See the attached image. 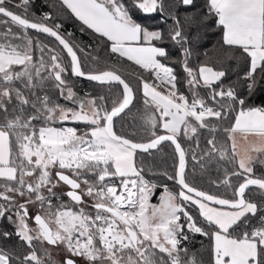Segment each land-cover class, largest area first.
Masks as SVG:
<instances>
[{"label": "snow or ice", "instance_id": "snow-or-ice-1", "mask_svg": "<svg viewBox=\"0 0 264 264\" xmlns=\"http://www.w3.org/2000/svg\"><path fill=\"white\" fill-rule=\"evenodd\" d=\"M30 3L15 4L20 14L13 0H0V218L14 228L0 238L14 235L21 249L0 246V264H61L48 246L60 249L62 264H204L184 245L189 234L209 239L207 264H264V174L253 167L264 157V107H246L235 86L243 80L251 94L264 81V0H204L201 9L196 0H60L55 16L29 18ZM137 11L159 15L167 28L137 22ZM62 14L79 21L81 32L91 30L109 57L132 62L147 78L135 73L134 86L115 64L102 69L92 45L63 32ZM210 18L222 30L221 46L247 65L237 82L224 84L223 63H191L192 43ZM29 30L54 40L45 43ZM166 42L180 51L187 95ZM78 78L107 91L80 95ZM137 99L139 124L118 133L116 120ZM69 121L83 128L62 126ZM249 134L259 143L239 148L236 137ZM166 141L174 146V166L162 175L178 190L163 185L152 204L157 184L145 177L152 170L146 161ZM213 166L209 183L217 191L210 193L195 176ZM61 182L69 190L58 193ZM85 197L92 212L82 206Z\"/></svg>", "mask_w": 264, "mask_h": 264}, {"label": "trees", "instance_id": "trees-1", "mask_svg": "<svg viewBox=\"0 0 264 264\" xmlns=\"http://www.w3.org/2000/svg\"><path fill=\"white\" fill-rule=\"evenodd\" d=\"M15 2L20 0H13ZM204 5V0H196V8L201 9ZM29 9L34 12L39 11H47L52 13L53 16L56 15L58 11L61 9L60 1L59 0H31L29 5ZM12 10L23 14V12L17 10L12 6ZM181 15H183V10H181ZM3 17H0L2 19ZM30 18V17H29ZM134 18L137 22L145 26H157L161 29H166L167 24L160 23V17L157 14H142L140 12L134 13ZM58 22L62 24V30L64 33L71 32L73 33V38L77 41L83 43L84 45H92L93 48L96 49L95 52L92 53L94 56H98L101 60V68L107 66H111L115 64L116 69L119 70V74H121L126 80H129L134 86L137 81L133 78V75L139 72L141 75L147 78V73H144L142 69H139V66L134 65L130 61H117L114 57H109L107 55V49L102 45L99 44L98 41L95 40V34L92 33L91 30H86L84 32L80 31V22L77 21L74 17L70 16V14H62L58 17ZM171 23V21H169ZM0 30H4L0 28ZM16 30V29H14ZM192 32H195L196 29H192ZM200 38L198 41H194L192 43V50L193 55L191 58V63L193 66H196L199 62L208 63L211 66H215L217 68L220 67V64L223 63L228 68L227 77L224 79V84L228 85L231 82H237L238 77H242L244 72L247 70V65L244 63L243 59L239 58V53L234 52L233 50L229 49L227 46L222 47V30L221 28L217 27L214 21L210 18L209 22L206 26L199 29ZM29 33L33 36H38L42 41L45 43H51L54 39L47 37L45 35L33 32L29 30ZM164 46L167 48L171 57H173L177 62L170 63L175 71L178 74V77L181 78V82L178 84V88L181 91H184L187 95V88L183 83L184 73L181 67V64L178 62L180 58V51L177 47H175L171 42H166ZM230 55H234L237 57L236 59H229ZM259 78V77H258ZM245 82L243 80H239L235 84L236 90L238 94L246 99V107L253 106V107H264V81H262L259 86L249 94L246 87L244 86ZM75 90L80 94L83 95L85 92L91 93L92 95H99L106 93V87H101L100 85L84 80L82 78L77 79L76 88ZM60 103H65L62 99L59 101ZM143 109L142 99H137L132 106L131 111L127 112L124 116V119H117L116 120V131L118 133H122L121 126L123 125V133L130 132L131 128L129 125L132 124H139V120L133 119L134 116L137 115L138 110ZM68 125L71 127L83 128L82 124H77L74 122H65L63 124ZM224 126H228L225 124ZM122 133V134H123ZM158 134H164L162 129H158ZM205 137H208V133L205 131ZM220 139H226L223 130L219 131ZM229 148H230V141H228ZM184 147H188L187 143L183 144ZM155 152V159L153 160L152 157H147L148 163L152 164V170L150 172H145L146 179L152 180L157 184V188L154 189L153 195L151 200L157 202L159 199L160 194L163 192V185L167 184L170 190H178L174 186L173 181L167 180V178L162 175L164 172L172 174L173 172V146L170 145V142H164L162 147H160L159 151L153 150ZM253 155H259L258 153H253ZM264 157L258 159L254 162V173L255 175L259 176L264 174ZM188 172H192L191 163L188 167ZM210 177L212 179L216 178V169L213 166L212 170L203 176L201 179V174L199 172L196 173L195 176V184L197 187L207 190L210 193H215L217 191L216 186L209 183ZM189 179L191 180L192 177L190 175ZM221 194H224L225 190L223 188L219 189ZM230 195V194H229ZM62 200L65 203L69 202V198L66 195L62 196ZM92 202V201H91ZM55 203V201H54ZM93 211V209H92ZM90 210V212H92ZM9 231L14 232L13 226L7 221L6 218H0V232ZM190 239L184 242V245L190 250V252H196L199 254V257L203 259L204 264H207L209 255H208V246H209V239L207 237L201 236L199 234H189ZM0 246H4L8 249L15 248L17 251H21L19 246L18 238L14 235L11 238L6 240L0 238Z\"/></svg>", "mask_w": 264, "mask_h": 264}, {"label": "rangeland", "instance_id": "rangeland-1", "mask_svg": "<svg viewBox=\"0 0 264 264\" xmlns=\"http://www.w3.org/2000/svg\"><path fill=\"white\" fill-rule=\"evenodd\" d=\"M18 3V2H13V7H15V4ZM17 10L23 12V9L22 8H16ZM29 17H31V13L29 12ZM63 126V125H62ZM64 127H71V126H68V125H64ZM237 140V145L239 148H244V147H250L251 145L253 144H258L259 143V140L258 139H254L252 136H247V138L245 137H237L236 138ZM231 143V141H230ZM68 189V186L66 185H62V182H61V185H59L57 188H56V191L59 193V192H66ZM161 195V194H160ZM160 197V196H159ZM85 201H86V205H82V206H86L87 210H91L92 211V208H91V200L90 198L88 197H85L84 198ZM150 203L152 204H156V203H159V199L157 202H154L150 199ZM38 210V206H32L30 207L29 211H30V215H34L36 213V211ZM30 223L34 224V221H30ZM49 247V250L51 252V255L53 257L54 260L58 261V262H61L62 264V260H63V253L60 251V249L56 248V247H53V246H48ZM78 264H85V262L80 259L78 261Z\"/></svg>", "mask_w": 264, "mask_h": 264}, {"label": "built area", "instance_id": "built-area-1", "mask_svg": "<svg viewBox=\"0 0 264 264\" xmlns=\"http://www.w3.org/2000/svg\"><path fill=\"white\" fill-rule=\"evenodd\" d=\"M14 2V1H13ZM18 3L20 2V1H17ZM18 3H16V4H18ZM29 12L30 13H32V12H34V11H32V10H30L29 9ZM44 12H47V11H39V12H34L37 16H39V15H41L42 13H44Z\"/></svg>", "mask_w": 264, "mask_h": 264}, {"label": "crops", "instance_id": "crops-1", "mask_svg": "<svg viewBox=\"0 0 264 264\" xmlns=\"http://www.w3.org/2000/svg\"><path fill=\"white\" fill-rule=\"evenodd\" d=\"M60 1V0H59ZM164 132V131H163ZM249 136H252L254 139H258L256 136H254V135H252V134H249ZM237 137H240L239 135L237 136ZM236 137V138H237ZM230 145H231V143H230Z\"/></svg>", "mask_w": 264, "mask_h": 264}, {"label": "water", "instance_id": "water-1", "mask_svg": "<svg viewBox=\"0 0 264 264\" xmlns=\"http://www.w3.org/2000/svg\"><path fill=\"white\" fill-rule=\"evenodd\" d=\"M31 31H33V32H35V30H31ZM40 34V33H39ZM42 35H45L46 36V34H42ZM51 38V37H50ZM52 39H54V38H52ZM83 79V78H82ZM84 80H86V79H84ZM88 81V80H87ZM91 82V81H90ZM95 83V82H94ZM165 134V133H164ZM167 142V141H166ZM164 143V142H163ZM174 147V146H173Z\"/></svg>", "mask_w": 264, "mask_h": 264}, {"label": "flooded vegetation", "instance_id": "flooded-vegetation-1", "mask_svg": "<svg viewBox=\"0 0 264 264\" xmlns=\"http://www.w3.org/2000/svg\"><path fill=\"white\" fill-rule=\"evenodd\" d=\"M90 212V210H88Z\"/></svg>", "mask_w": 264, "mask_h": 264}]
</instances>
